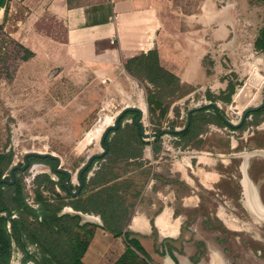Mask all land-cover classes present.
<instances>
[{
  "label": "rangeland",
  "instance_id": "374dc122",
  "mask_svg": "<svg viewBox=\"0 0 264 264\" xmlns=\"http://www.w3.org/2000/svg\"><path fill=\"white\" fill-rule=\"evenodd\" d=\"M169 1L174 14L176 10L190 13L201 2L204 6L205 20L198 38L204 39L205 76L199 83L182 84L179 78L157 71L156 65L148 66L141 61H131L122 67L121 59L110 66L70 58L63 49V28L54 18L23 10L11 16L0 28V44L5 42V49L14 52L18 49L17 43H21L31 49L33 55L27 60H19L11 78L1 73L3 54L0 55V153L8 156L0 162L2 176H8L14 163H22L23 155L28 151L51 152L60 157L62 167L71 171L72 182L69 184L75 189L77 170L90 154L102 151L99 140L103 129L127 105L143 106L142 123L149 134L145 140L154 142L155 149L166 145L172 155L197 154L186 146L190 143L200 146L202 140L209 146L208 139L216 136L233 152L246 148L264 150V109L250 114L239 129L226 125L223 119L224 116L237 123L245 108L263 99L264 51L255 46V40L264 27V0ZM181 16L186 19L185 15ZM184 30L189 36L196 33L191 28ZM175 37L173 32L170 39L176 42ZM209 101L215 102L216 107L193 115L190 143L184 137L165 131L184 126L188 109ZM134 117L135 114L130 112L121 121L123 130L117 140L122 147L140 145L137 128L133 125ZM159 131L162 135L156 140L153 135ZM117 134L112 131L107 138L113 147ZM88 135H91L89 139ZM127 152L130 153V149ZM166 156L161 171L168 180L176 179L167 170L172 159ZM219 158L221 160L217 162L210 160V165L217 164L225 169L232 163L226 154ZM36 162L47 165L41 166L40 177L36 176L40 168H31ZM127 162L124 152L97 159L94 169L87 171L86 185L77 197L61 188V175L52 169L54 161L50 163L32 157L26 170L16 171L34 208H39L33 201L38 191L60 203L58 212L66 217L61 222L63 227L47 229V234L55 235L59 231L63 232V237L53 239L45 249L55 255L57 264H72L73 249H80L89 238L92 225L99 220L102 222L99 213L102 206L90 204L86 199L107 178L115 175L120 177V182L131 181V185L124 193L125 198L121 195L124 198L119 205L122 210L115 208L116 213L108 221L115 227L124 225L149 173V170L140 169L139 164H135L137 170H131ZM177 163L174 164L177 169L185 166L183 162L181 166ZM117 166L121 169H116ZM222 204L228 207L223 218L227 226L213 218L214 231L205 234L208 243L205 260L213 261V255L217 264H264V209L258 213L246 210L234 195ZM27 251L42 260V250L33 244L28 245ZM208 252L211 256H207ZM23 257L24 252L14 247L9 260L0 259V264H37L34 260L23 263ZM123 264L159 263L151 256L148 259L136 252V255H127Z\"/></svg>",
  "mask_w": 264,
  "mask_h": 264
},
{
  "label": "crops",
  "instance_id": "0c3cea01",
  "mask_svg": "<svg viewBox=\"0 0 264 264\" xmlns=\"http://www.w3.org/2000/svg\"><path fill=\"white\" fill-rule=\"evenodd\" d=\"M171 3L169 0H0V26L18 10L45 14L62 26L63 49L70 58L110 66L121 59L124 67L128 58L156 50L160 65L178 76L182 84L199 83L205 76L204 39L198 38L205 20L204 6L201 2L190 13L176 10L174 14ZM190 28L196 31L193 36L184 32ZM173 32L176 42L170 39ZM218 137L208 139L209 146L202 139L200 146L191 143L186 146L197 154L172 155L166 145L154 149V142L149 140L142 150L133 148L128 157V168L135 171V164H139L140 169L149 173L126 229L157 263L217 264L213 255V261L205 260L208 244L205 234L213 230L214 217L227 226L223 218L228 207L222 201L227 203L234 195L246 210L258 213L264 209V156L245 157L251 148L233 152ZM225 154L232 162L225 169L210 165V160L220 161L219 156ZM166 155L172 159L167 170L176 179L168 180L161 171ZM182 162L185 166H181ZM176 163L180 169L174 166ZM36 166L40 173L41 166L47 165L36 162L31 168L34 170ZM124 250L123 237L114 236L99 220L82 261L112 264Z\"/></svg>",
  "mask_w": 264,
  "mask_h": 264
},
{
  "label": "trees",
  "instance_id": "16d2710c",
  "mask_svg": "<svg viewBox=\"0 0 264 264\" xmlns=\"http://www.w3.org/2000/svg\"><path fill=\"white\" fill-rule=\"evenodd\" d=\"M1 28V26H0ZM6 43L0 44V55L3 54V58L1 60V68L3 69L1 73H3L4 77L11 78L14 72L16 71V68L18 66L19 60H27L33 55V51L29 49L28 47L24 46L21 43H17L18 49L14 52L11 51V49H5L4 46ZM255 46L264 51V27L262 28L260 35L255 40ZM149 59H154V62H149ZM131 61H141L143 64L146 63L148 66H152V64L156 65L157 71H160L161 73H164L166 75L176 76L174 73L170 72L166 68L160 65L157 51L151 50L147 52L146 54L142 53L136 56H133L131 58H128L125 63L124 67L128 64V62ZM216 106H208L206 108H202L199 110H195L190 114V121L189 124L185 129L179 132H175L174 134L180 137L186 138L187 141H191V137L193 134L192 127L194 123L193 115L197 112H200L205 109L209 108H215ZM262 109H259L257 111L251 112H260ZM219 115H221L220 111L216 110ZM130 113V112H128ZM134 114V113H133ZM133 125L135 128H137V135L139 137V148L142 150V147L148 143L147 140L143 139L142 136L139 133V127L138 125L133 121ZM121 123L118 127V129L114 130V132H117L118 134L115 137V147L112 146V144H109L108 137L106 138V144L108 145V151L104 155L106 158L111 156L112 153H127V157H129L133 151V148H125L120 146L119 140L117 138L120 137V133L122 132ZM160 133V135H158ZM162 135V131L156 132L153 136L154 139L158 140ZM154 149H155V145ZM130 149V153L127 151ZM136 151V150H135ZM7 155L4 153H0V162L2 160L7 159ZM39 158V157H38ZM46 161H53L49 158H39ZM101 168V167H100ZM86 173L83 174V180L84 185L83 188L86 185ZM41 173L36 174V176ZM60 174V173H58ZM2 173L0 170V177H2ZM61 179H62V173ZM120 177L118 175H115L113 177L107 178L98 189H96L94 192H92L90 195H88L86 201L90 204H95L98 206H102L103 210H100L99 213L102 217V227L109 230L114 234V236H122L125 243V250L122 253V255L114 261L112 264H123L125 261V258H127V255L132 254L136 255V252H140L143 254L146 258L149 259L148 252L144 249V247L140 244L139 240L132 235V232L128 229H126V224L129 218V215L124 223L123 226L115 227L111 221H108V219H112L114 213H116L114 210L115 208L118 210H122L120 204L124 202V193H126V189L130 187L131 181H123L120 182ZM69 184V183H68ZM71 184V183H70ZM69 184V185H70ZM60 186L63 190L67 191V189L61 184L60 180ZM72 188V185H70ZM81 189V191L83 190ZM10 193H7V191H10ZM0 259H2L4 262H7L9 260V256L11 253V250L16 247L21 249L24 252V257L22 259L23 263L27 262L28 260H34L37 264H57V261H55V255H50L49 251L45 250L49 248V244L52 242L53 239L62 238L63 232H55L54 234H47L48 231L54 229L56 227L58 230L63 227L62 221L65 216H62L59 214L60 209V203L55 201L54 199H49L48 197H44L39 191L35 193L33 201L37 202V206L39 208H34L32 204L28 201V197L24 193V189L22 185L20 184L18 178L15 175V181L11 184L8 183H1L0 184ZM80 191V192H81ZM140 191V190H139ZM68 192V191H67ZM69 193V192H68ZM139 193V192H138ZM137 193V195H138ZM80 194V193H79ZM79 194L72 197H77ZM124 198H122V196ZM118 198L119 200H117ZM74 206H76L74 204ZM125 207V205H124ZM114 211V212H113ZM112 212V213H111ZM15 213L17 216L12 217V214ZM30 218V220H29ZM78 218V217H75ZM74 218V219H75ZM96 224L92 225V230L89 235V238L84 241L82 247L80 249H73V254L71 255L72 264H84L82 261V256L93 236V230ZM44 230L46 232H44ZM60 233V234H59ZM77 241L74 240V243ZM33 244L36 249H41L42 254V260L39 259L34 253L27 251L28 245ZM72 249V246H71ZM70 249V250H71ZM66 264V263H63ZM162 264V263H159Z\"/></svg>",
  "mask_w": 264,
  "mask_h": 264
},
{
  "label": "water",
  "instance_id": "95a60500",
  "mask_svg": "<svg viewBox=\"0 0 264 264\" xmlns=\"http://www.w3.org/2000/svg\"><path fill=\"white\" fill-rule=\"evenodd\" d=\"M208 106H216V103L213 101H209L208 103H204L202 105L195 106V107L188 109L186 123L184 126H182L181 128L166 129L165 131L171 132V133L182 131L189 124L190 114L193 111L199 110L202 108H206ZM263 107H264V92H263L262 101L256 105L245 108L242 111L241 117L237 123L232 122L230 119H228L224 116H223V119L225 120L226 123H228L232 127H236L246 118V116L248 114H250L251 112L257 111ZM128 112H134L136 114L133 120L139 127L140 135L143 138L149 137V134L146 132L145 127L142 123L143 110L140 107L135 106V105H127V106L123 107L122 109H120L119 112L117 113V115L115 116V118L113 119V122L111 124L107 125L101 133L99 143H100V146L102 148V151L90 154L87 157V159L82 163V165L79 167V169L77 170V172H76L77 185H76L75 189H72L70 187V185L68 184L70 181H72V173L69 169L61 166L60 157L58 155L51 153V152H37V151L26 152L23 155L22 163H14L13 165H11L9 168L8 176L0 177V184L1 183H8V184L13 183L15 181V171L16 170H20V171L26 170L30 164V162H29L30 157L49 158V159H52L54 161V164L52 166L53 171L58 172V173H62L65 175L61 181V184L67 189V191L71 195L75 196V195L79 194L81 189L83 188V185H84L83 174L87 170H89V168L92 169L93 165L95 164L97 159L102 158L107 153L108 145L106 144V138L108 137L110 132L118 129L122 119L124 118V116ZM158 135H160V133ZM255 154L264 156V150H256V149L251 150L245 154V157H247L249 155H255ZM0 194H1V191H0Z\"/></svg>",
  "mask_w": 264,
  "mask_h": 264
},
{
  "label": "flooded vegetation",
  "instance_id": "af4514ba",
  "mask_svg": "<svg viewBox=\"0 0 264 264\" xmlns=\"http://www.w3.org/2000/svg\"><path fill=\"white\" fill-rule=\"evenodd\" d=\"M261 109H262V108H261ZM249 115H250V114H248V115L246 116V118H245V119H244V120H243L238 126L234 127V129H239V128H241V127L244 125V123H245V121H246V119L248 118ZM31 158H32V157L29 158V162H30ZM51 162H53V161L50 160V163H51ZM16 171H17V170H16ZM16 171H15V175H16ZM60 174H61V173H60ZM62 176H63V177H62V179H63L65 175L63 174ZM62 179H61V181H62ZM15 216H17V214L13 213V214H12V217H15Z\"/></svg>",
  "mask_w": 264,
  "mask_h": 264
},
{
  "label": "bare ground",
  "instance_id": "6f19581e",
  "mask_svg": "<svg viewBox=\"0 0 264 264\" xmlns=\"http://www.w3.org/2000/svg\"><path fill=\"white\" fill-rule=\"evenodd\" d=\"M138 107H140L141 109H143V106H142L141 104H139ZM100 131H101V130H100ZM97 133H98V132L94 133V136H96ZM91 135H92V134H91ZM91 135H88L87 139H89Z\"/></svg>",
  "mask_w": 264,
  "mask_h": 264
}]
</instances>
